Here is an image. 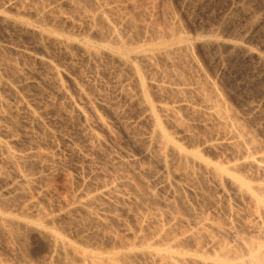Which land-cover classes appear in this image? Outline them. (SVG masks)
Instances as JSON below:
<instances>
[{
    "label": "rangeland",
    "instance_id": "obj_1",
    "mask_svg": "<svg viewBox=\"0 0 264 264\" xmlns=\"http://www.w3.org/2000/svg\"><path fill=\"white\" fill-rule=\"evenodd\" d=\"M263 21L264 0H0V147L29 157L16 169L0 159V264H97L111 253L129 257L118 264H152L144 250L167 249L170 264H242L235 240L259 243L248 228L259 207L231 178L264 186L250 164L264 148ZM216 102L258 153L224 127ZM149 106L187 161L151 140ZM109 184L123 201L95 191ZM174 216L214 227L197 226L190 241Z\"/></svg>",
    "mask_w": 264,
    "mask_h": 264
},
{
    "label": "bare ground",
    "instance_id": "obj_2",
    "mask_svg": "<svg viewBox=\"0 0 264 264\" xmlns=\"http://www.w3.org/2000/svg\"><path fill=\"white\" fill-rule=\"evenodd\" d=\"M148 1V0H147ZM150 1V0H149ZM248 1V0H247ZM140 2V1H139ZM142 2H143V0H142ZM251 2V1H250ZM253 2V1H252ZM144 3H145V1H144ZM249 3V2H248ZM131 4H132V2H131ZM135 4H138L137 2L136 3H133V5H135ZM245 4V3H244ZM251 4V3H250ZM130 6V5H129ZM245 6H246V4H245ZM131 7H132V5H131ZM144 7V6H143ZM145 7H146V5H145ZM242 7V6H241ZM115 8H116V6H115ZM134 8V7H133ZM140 9V8H139ZM138 9V10H139ZM142 9V8H141ZM141 9H140V11H141ZM147 9V8H146ZM136 10H137V8H136ZM135 10V11H136ZM149 10H150V8H149ZM119 11V10H118ZM238 11H240V10H238ZM147 12H149V11H147ZM142 13V12H141ZM144 13V12H143ZM246 13V12H245ZM124 14V13H123ZM122 14V15H123ZM120 15H121V13H120ZM261 18V17H260ZM259 18H257V22L259 21V23H261L260 22V20H258ZM253 20V19H252ZM256 20V19H255ZM263 20V19H262ZM261 20V21H262ZM257 22H255L254 24H256ZM264 22V21H263ZM261 24H263V23H261ZM257 25V24H256ZM259 25V24H258ZM253 27H254V25H253ZM256 29V28H255ZM251 31V30H250ZM163 39V38H162ZM124 43V42H123ZM219 43V42H218ZM232 44H234V43H232ZM231 44V45H232ZM121 45V44H120ZM123 46H124V44H122ZM216 45V44H215ZM235 45V44H234ZM233 45V46H234ZM238 44L236 43V46L234 47V49L235 48H237V49H241L239 46H237ZM119 46V45H118ZM110 47V46H109ZM109 47H107V48H109ZM122 47V46H121ZM118 48V47H117ZM110 49V48H109ZM123 49V48H122ZM233 49V50H234ZM247 49V48H246ZM94 50V49H93ZM113 50H115V48L113 49ZM117 50V49H116ZM128 50V49H127ZM129 50H130V48H129ZM250 49H248V51H249ZM126 51V50H125ZM216 51V50H215ZM244 51L246 52V50H245V48H244ZM247 51V52H248ZM121 52V51H120ZM123 52V51H122ZM129 52V51H128ZM241 52V51H240ZM246 52V53H247ZM241 53H244L243 51L241 52ZM240 53V54H241ZM249 53H250V51H249ZM252 53V52H251ZM259 58V57H258ZM260 63V62H259ZM263 65V64H262ZM136 67V66H135ZM263 67H264V65H263ZM54 69V68H53ZM134 69H137V67L136 68H134ZM53 73V72H52ZM56 74V73H55ZM140 75H141V73H140ZM139 75V76H140ZM138 76V77H139ZM142 78V77H141ZM141 81L139 80V83H140ZM141 83H143V81L141 82ZM140 83V84H141ZM145 84V83H144ZM144 84H143V86H144ZM142 85V84H141ZM140 85V86H141ZM141 88H142V86H141ZM142 89H144L145 90V86H144V88H142ZM141 89V90H142ZM147 90V89H146ZM144 93H146V91L144 92ZM143 93V102L144 103H146L145 105L147 106L148 105V98H147V96H146V94H144ZM212 93V92H211ZM209 96V98H210V95H208ZM213 96V95H212ZM211 96V97H212ZM142 97V96H141ZM149 97V96H148ZM213 97H215V96H213ZM208 98V97H207ZM216 98V97H215ZM213 99V98H212ZM218 99V98H217ZM205 100V99H204ZM210 100V99H209ZM219 100V99H218ZM217 101V100H216ZM212 103V102H211ZM219 103V102H218ZM217 102L215 103L217 106L215 107V105H214V103H213V106H214V108H215V111H214V113H215V115H217L216 117H218L219 116V118L218 119H220V120H222L223 121V125H224V127H229V128H232V129H236L235 131L238 133V134H236V135H238V138H240V139H242V141L241 142H243V144H245V145H247L248 146V148L246 147V149L248 150H250V151H252V153L254 152V153H258V151L260 150V146L258 145V143H256V141L254 140L255 138L254 137H252V136H248V134L246 135L245 133H247V132H244L245 130H243L239 125H237V123H234L233 121L234 120H232L231 119V117H233V116H231L230 114H229V109H228V111L225 109V106L223 107V105H222V103L221 104H218ZM210 104V103H209ZM153 106V105H152ZM211 106V105H210ZM170 108V107H169ZM169 108H167V107H163V108H160V111H161V113H163V114H165L166 115V117H169L168 115H169V113H171L170 112V110H168ZM147 109H149L148 111H146L147 113H149L148 115H147V119H149V121H150V123H151V126H152V130H150L151 131V140L152 141H154L155 143H158L159 144V146H161L160 147V150L159 151H161V153L163 154V152H165L167 149H169V147H172V148H174V150L173 151H171V153L172 152H174L176 149V151H178L179 153V156L181 157V158H183V159H185L186 161H187V157H186V155L185 156H183V154H182V151L179 149V148H177V147H175L174 145H173V141L167 136V134L166 133H164V131H163V129H162V127H161V124L162 123H160V121H161V119L159 120L158 118V116H157V114L158 113H155L156 111H154L155 110V108H152V107H150L149 106V108L147 107ZM146 109V110H147ZM206 109H207V107H206ZM212 109V108H211ZM145 110V109H144ZM172 110V109H171ZM208 110V109H207ZM212 111V110H211ZM210 113V112H209ZM211 113H213V112H211ZM161 115V114H160ZM211 115V114H210ZM78 116V115H77ZM172 116V115H171ZM170 116V117H171ZM161 117V116H160ZM101 118V117H100ZM100 118H96L95 119V124L97 125V126H101L103 123H102V119L100 120ZM171 119H172V117H171ZM230 119L232 120V121H230ZM94 121V120H93ZM92 122V121H91ZM90 122V123H91ZM173 122V121H172ZM175 122V121H174ZM88 123V122H87ZM89 123V124H90ZM170 123V122H169ZM177 123H178V121H177ZM86 124V123H85ZM92 124H94L93 122H92ZM174 124V123H173ZM105 126V125H104ZM181 126V125H180ZM101 127H103V125L101 126ZM226 128V129H227ZM244 128V127H243ZM106 131V130H105ZM229 132V131H228ZM234 131L232 130V133H233ZM92 134H93V132H92ZM232 135H235V133L234 134H232ZM95 136H97V135H95ZM149 137V136H148ZM95 139H96V137H95ZM99 139V137L97 136V140ZM96 141V140H95ZM99 141V140H98ZM97 141V142H98ZM240 141V140H239ZM100 142V141H99ZM153 142V143H154ZM157 144V145H158ZM0 145H2V143H0ZM92 145V144H91ZM99 145V144H98ZM156 145V146H157ZM240 145H241V143H240ZM5 146V145H4ZM4 146H2V147H0V159H1V162H3L4 164H6V165H9V167L11 168H17L19 165H23L24 163H26V161L28 160V156H26V155H17L16 153H14V152H11L10 151V149L8 150L7 148H4ZM93 146H91V148H92ZM90 148V149H91ZM154 148V147H153ZM159 148V147H158ZM172 148H170L171 150H172ZM244 148V147H243ZM242 149V148H241ZM91 151H93V150H91ZM168 151V150H167ZM42 152V151H41ZM40 152V153H41ZM35 153V152H34ZM37 153H39V152H37ZM36 154V156L38 157V156H40V157H45L44 155H42V154ZM157 153V152H156ZM175 153H177V152H175ZM46 154V153H45ZM161 154V155H162ZM177 154V155H178ZM27 155H28V153H27ZM160 155V154H159ZM167 155V154H166ZM173 155H174V153H173ZM188 155V154H187ZM247 155H248V152H247ZM253 155V154H252ZM255 155H257V154H255ZM35 156V157H36ZM176 156V155H175ZM179 156H177V157H179ZM35 157H33V158H35ZM47 157V156H46ZM160 157H162V156H160ZM167 157V156H166ZM186 157V158H185ZM36 159V158H35ZM39 159V158H38ZM41 159V158H40ZM182 159V160H183ZM248 159V158H247ZM30 160V159H29ZM33 160V159H32ZM31 160V161H32ZM164 160V159H163ZM167 160V159H166ZM190 160V159H189ZM251 161H250V164L251 165H255L254 167H255V169L257 170V171H259V172H262L261 174L264 176V148H263V152H261V155L260 156H258V157H253V158H251L250 159ZM35 161V160H34ZM40 161V160H39ZM249 161V160H248ZM247 161V162H248ZM162 162V161H161ZM189 162V161H188ZM41 163V162H40ZM168 163V162H167ZM190 163V162H189ZM187 164V163H186ZM5 165V166H6ZM28 165V164H27ZM26 165V166H27ZM24 166V165H23ZM187 166V165H186ZM202 166H203V164H202ZM249 166V165H248ZM19 167H21V166H19ZM206 169H209V171L211 170V168L209 167V166H207L206 165ZM209 167V168H208ZM251 167V166H250ZM23 168V167H22ZM46 168V167H45ZM216 168V167H215ZM215 168H212V172H214V174H215V172H217L216 171V169ZM247 169V168H246ZM251 170V169H250ZM254 170V169H253ZM18 172V171H17ZM15 173V172H14ZM252 173H253V171H252ZM169 174V173H168ZM211 174V173H210ZM236 174V173H235ZM21 175V174H20ZM217 175H218V173L216 174V177H217ZM257 175V174H256ZM260 175V174H259ZM22 176V175H21ZM249 176H250V172H249ZM254 176V175H253ZM24 177V176H23ZM215 177V176H214ZM219 177V176H218ZM257 177V176H256ZM228 178V177H227ZM259 178V177H258ZM27 179V178H26ZM218 179V178H217ZM254 179H255V176H254ZM24 180H25V178H24ZM28 180H30V179H28ZM28 180H25L24 182L26 183V184H28L29 182H27ZM116 180V179H115ZM248 180H250V179H248ZM219 181V180H218ZM229 181V180H228ZM231 181H232V185L234 186V189L236 188V191L240 194V196H245L246 197V199H248L249 201H250V204L251 203H254L255 205H257L259 208H258V211L257 210H255V207H256V209H257V206H254V212H253V214H252V217H253V219H252V221H250L251 222V224H250V226L248 227V228H251V230L253 231V233H255V235H256V237L258 238L257 240H260L259 241V243H257L258 241H255L253 238H252V240H254V242H251V243H247V241L245 240V241H243V240H241V239H238L237 240V238H236V240H235V243L237 244V246H240V248H242V247H244V251H245V253L247 254V256H248V258L247 259H245V260H243L241 263L242 264H264V233H263V231L261 230L262 228H260V221H262V220H260V216L263 214L264 215V203L263 202H261L262 200L257 196L258 194H256V192H254V189L255 188H252L253 186H249V185H247L245 182H243L242 180H240V179H238V178H231ZM261 181H262V179H261ZM264 181V180H263ZM21 182H23V181H21ZM23 182V183H24ZM217 182V181H216ZM24 183V184H25ZM231 183V182H230ZM264 183V182H263ZM18 185V184H17ZM125 185V184H124ZM25 186V185H24ZM23 186V187H24ZM28 186H29V184H28ZM109 186V187H108ZM106 185V186H97L98 188L97 189H95V191L96 190H98L99 192H100V196L101 195H105L107 198L110 196V198H115L116 199V201H119V200H124L123 198H125V196H124V193L123 192H120L119 191V189H116V187L114 186H110V184L109 185ZM123 187V186H122ZM126 187V186H125ZM232 189V188H231ZM256 191L258 190V192L257 193H260L259 191H263L262 192V194L264 193V186H258L256 189H255ZM126 191V190H125ZM236 193V192H235ZM97 194H99V193H97ZM238 194V195H239ZM99 196V195H98ZM97 196V197H98ZM105 196H104V198H105ZM264 196V195H263ZM262 196V197H263ZM96 197V196H95ZM97 197L96 198H94L93 196L92 197H89L90 199H89V201L88 202H91L90 204L92 205V203H94V202H96V204L99 202L98 201V199L100 198H98L97 199ZM103 198V197H102ZM107 198H106V200H107ZM112 198V199H113ZM127 198H128V196H127ZM95 199L98 201H95ZM109 199V198H108ZM111 200V199H110ZM114 200V199H113ZM264 200V199H263ZM108 201V200H107ZM128 201V200H127ZM248 201V202H249ZM66 202V201H65ZM102 202V201H101ZM121 202V201H120ZM125 202V201H124ZM118 203V202H117ZM89 204V203H88ZM95 204V205H96ZM103 204V203H102ZM105 204V203H104ZM99 205V204H98ZM102 206H104V205H102ZM86 207H89V206H86ZM248 207V206H247ZM91 208V207H90ZM94 209H96V207L94 208ZM84 211V210H83ZM104 211V210H103ZM166 211V210H165ZM87 212H90V210L89 211H87ZM93 212V211H92ZM158 212V211H157ZM161 212V211H160ZM86 213V212H85ZM95 213V212H94ZM87 214V213H86ZM99 214V213H98ZM174 214V213H173ZM90 215H92V214H90ZM96 214H94V216L93 217H95V218H93V220H95V222L97 221V223H98V221H99V219L95 216ZM89 216V215H88ZM146 216V215H145ZM144 216V217H145ZM202 216V215H201ZM99 217H101V216H99ZM147 217V216H146ZM145 217V218H146ZM149 217H150V215H149ZM153 217H154V215H153ZM164 217V216H163ZM175 217V216H174ZM251 217V218H252ZM141 218V217H140ZM155 218V217H154ZM161 218V217H160ZM185 218V217H184ZM197 218V217H196ZM200 218H202V217H200ZM208 218V217H207ZM261 218H262V216H261ZM3 219H4V217H3ZM151 219V218H150ZM249 219V218H248ZM4 220H6V219H4ZM102 220V219H101ZM105 219H103L102 220V222L104 221ZM143 220H144V218H143ZM159 220V219H158ZM250 220V219H249ZM1 221V220H0ZM3 221V220H2ZM9 221V220H8ZM7 221V222H8ZM147 221V220H146ZM149 221V220H148ZM152 221V220H151ZM155 221V220H154ZM163 221V220H162ZM171 221H172V224H173V226L174 227H178L179 229H180V227L182 228L183 226L184 227H187V228H185L186 230H183L182 232H181V235L183 234L184 236L183 237H186V238H188L190 241H197L200 237H201V230L202 229H204V228H206L207 229V227H210V229H211V227L213 228L214 226L212 225V223L211 222H209L210 220H208V219H204V218H202L201 220L199 219V221L200 222H196V224H194L193 226L194 227H192L191 225H190V223L189 222H185V220H183L181 217H175V218H171ZM170 221V222H171ZM187 221V220H186ZM195 221V220H194ZM264 221V220H263ZM6 222V221H5ZM93 222V221H92ZM140 222V221H139ZM153 222V221H152ZM3 223V222H2ZM94 223V222H93ZM100 223V222H99ZM149 223H150V221H149ZM149 223H147V225L149 224ZM155 223V222H154ZM153 223V224H154ZM156 223H157V221H156ZM245 223H248L247 222V220H246V222ZM12 224V223H11ZM95 224V223H94ZM102 224V223H101ZM100 224V225H101ZM106 224V223H105ZM143 224V223H142ZM145 224V223H144ZM153 224H149V225H153ZM163 224V223H162ZM93 225V224H92ZM157 225V224H156ZM245 225V224H244ZM96 226V225H95ZM171 226V225H170ZM169 226V227H170ZM197 226H199V228L201 229V230H199V228L197 227ZM217 226V225H216ZM262 226V225H261ZM154 227V226H153ZM161 227H163V226H161ZM168 227V226H167ZM167 227H166V229H167ZM168 227V228H169ZM184 227H183V229H184ZM219 227V226H218ZM245 227V226H244ZM263 227H264V225H263ZM149 229H150V227H148ZM177 228V229H178ZM198 228V229H197ZM223 227H219V228H216V229H214V230H216L217 231V233L219 232V235H220V233H229V229L227 230V231H225V228L224 229H222ZM2 229H3V227H2ZM147 229V228H146ZM175 229V228H174ZM173 229V230H174ZM178 229V230H179ZM205 229V230H206ZM164 230V229H163ZM163 230L161 231L160 230V228H158V229H156L155 230V233L156 234H158V236L159 237H161L160 235H162L161 233L163 232ZM172 230V231H173ZM205 230H202V232L203 231H205ZM208 230V229H207ZM206 230V231H207ZM249 230V229H248ZM141 231V230H140ZM143 231V230H142ZM150 231H152V230H150ZM205 231V232H206ZM210 231V230H209ZM231 231V230H230ZM145 232V231H144ZM168 232V231H167ZM166 232V233H167ZM177 232V231H176ZM213 232V231H212ZM248 232V231H247ZM152 233H154V232H152ZM154 233V234H155ZM164 233V232H163ZM166 233H164V234H166ZM175 233V232H174ZM207 233V232H206ZM232 232H230V234H231ZM249 233V232H248ZM52 234V233H51ZM145 234V233H144ZM155 234V235H156ZM160 234V235H159ZM227 234H225V235H227ZM146 235V234H145ZM175 235H176V233H175ZM203 235V234H202ZM214 235V234H213ZM233 235V234H232ZM239 235V234H238ZM253 235V234H252ZM148 236V235H147ZM163 236V235H162ZM165 237H167L168 235L166 234V235H164ZM161 237V238H163V239H165V237ZM173 236V235H172ZM176 236H178V235H176ZM231 236V235H230ZM117 237V236H116ZM145 237V236H144ZM158 237V238H159ZM179 237V236H178ZM203 237V236H202ZM204 237H205V235H204ZM209 236H207V238H208ZM54 238H56V237H54ZM58 238V237H57ZM56 238V239H57ZM112 238V237H111ZM169 238H170V236H169ZM219 238V237H218ZM244 238V237H243ZM251 238V237H250ZM173 239H174V237H173ZM203 239V238H202ZM205 239V238H204ZM209 239V238H208ZM213 239V238H212ZM212 239H210V240H212ZM55 240V239H54ZM58 240H59V242H60V240H62V239H60V238H58ZM115 240V239H114ZM145 240V239H144ZM171 240H172V238H171ZM185 240H187V239H185ZM188 240V241H189ZM214 240V239H213ZM220 240H222V239H220ZM62 241H64V240H62ZM122 241V240H121ZM124 241V240H123ZM159 241V240H158ZM175 241V240H174ZM174 241H173V244H174ZM202 241V240H201ZM200 241V242H201ZM156 242V241H155ZM169 242V241H168ZM167 242V243H168ZM142 243V242H141ZM187 243V242H186ZM209 243V242H208ZM218 243V242H217ZM221 243V242H220ZM219 243V244H220ZM234 243V242H233ZM62 244H63V242H62ZM121 244V243H120ZM162 244H163V242H162ZM184 244H185V242H184ZM188 244V243H187ZM193 244V243H192ZM59 245V244H58ZM57 245V246H58ZM61 245V244H60ZM69 245V244H68ZM151 245V244H150ZM166 245V244H165ZM172 245V244H171ZM179 245V244H178ZM194 245V244H193ZM132 246V245H131ZM216 246V245H215ZM236 246V247H237ZM242 246V247H241ZM61 247V246H60ZM63 247V246H62ZM165 247V246H164ZM170 248H171V246H169ZM168 247V248H169ZM196 247H199V246H196ZM230 247V246H229ZM58 248V247H57ZM130 248V247H129ZM176 248H177V246H176ZM181 248V247H180ZM222 248H225L224 246L222 247ZM73 249V248H72ZM172 249H173V247H172ZM178 249V248H177ZM196 249V248H195ZM227 249V248H226ZM225 249V250H226ZM231 249V248H230ZM243 249V248H242ZM77 250V249H76ZM159 250V249H158ZM181 250V249H180ZM222 250V249H221ZM225 250H223V251H225ZM155 251V252H154ZM154 251H152L151 252V250H150V252L147 250V252L144 250V253L142 254V258H146V259H148V260H151V263L152 264H154V263H156V264H158V263H166V262H169L168 264H170L171 262L169 261V260H171V258H172V260H173V257H175V256H171L172 254H170L171 252H170V249H169V251H168V249L167 250H163V251H159V252H157V250H154ZM231 251V250H230ZM82 252H84V251H82ZM130 252H133V251H130ZM146 252V253H145ZM180 252V251H179ZM221 252V251H220ZM77 253V252H76ZM86 253V252H85ZM89 253V252H88ZM134 254V253H133ZM140 254H141V252H140ZM139 254V255H140ZM188 254V253H187ZM76 255V254H75ZM89 255V254H88ZM91 255V254H90ZM107 255V257L106 256H102V257H104V258H102L105 262L104 263H107V264H118V262L120 261V260H127L129 257L127 256V254H125L124 253V255H123V253H121V255L118 253H111V255L109 254V256H108V254H106ZM127 257H126V256ZM178 255V254H177ZM98 256V255H97ZM141 256V255H140ZM232 256V255H231ZM234 256V255H233ZM85 257V256H84ZM99 257V256H98ZM219 257V256H218ZM87 258H89V257H87ZM127 258V259H126ZM176 258H178V257H176ZM180 258V257H179ZM182 258V257H181ZM232 258V257H231ZM90 259V258H89ZM92 259H97V257H95L94 258V256L93 257H91V260ZM99 259V258H98ZM95 260V261H97V264H98V261H100L99 262V264H101V262L103 261L102 259H100V260ZM131 259H133V258H131ZM184 259V258H183ZM183 259H181V260H183ZM235 259V258H234ZM81 260V259H80ZM102 260V261H101ZM177 259H175V261H176ZM185 260V259H184ZM188 260V259H187ZM191 260V259H190ZM193 260V259H192ZM195 260V259H194ZM223 260V259H222ZM226 260H228V261H225L227 264H232L230 261H229V259H226ZM118 261V262H117ZM128 261H130V260H128ZM179 260H177L176 262H178ZM224 261V260H223ZM123 262V261H122ZM181 262V261H180ZM179 262V263H180ZM186 262V261H185ZM185 262H183V263H185ZM225 262H222L223 264L225 263ZM91 263V262H90ZM92 263H94L93 261H92ZM175 263V262H174ZM174 263H172V264H174ZM186 263H188V262H186ZM191 263V262H190ZM193 263H195V262H193ZM203 263V262H202ZM220 263H221V261H220ZM94 264H96V263H94ZM127 264V263H126ZM146 264V263H145ZM167 264V263H166ZM201 264V263H200ZM205 264V263H204ZM211 264V263H210ZM213 264H216L215 262L213 263Z\"/></svg>",
    "mask_w": 264,
    "mask_h": 264
}]
</instances>
